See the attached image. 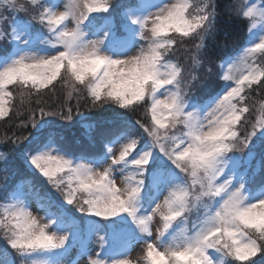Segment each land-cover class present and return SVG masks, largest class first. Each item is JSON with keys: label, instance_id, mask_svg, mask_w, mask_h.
I'll return each mask as SVG.
<instances>
[{"label": "snow or ice", "instance_id": "obj_1", "mask_svg": "<svg viewBox=\"0 0 264 264\" xmlns=\"http://www.w3.org/2000/svg\"><path fill=\"white\" fill-rule=\"evenodd\" d=\"M0 122V264H264V0H0Z\"/></svg>", "mask_w": 264, "mask_h": 264}, {"label": "trees", "instance_id": "obj_2", "mask_svg": "<svg viewBox=\"0 0 264 264\" xmlns=\"http://www.w3.org/2000/svg\"><path fill=\"white\" fill-rule=\"evenodd\" d=\"M58 95H61V94L58 93ZM61 101H62V96H61ZM58 102H60V101H58ZM50 103H52V101H50ZM72 104L73 105L75 104L74 100L72 101ZM80 111H81L82 117H89V116L94 115V113L89 112L88 109L84 108L83 106H81ZM80 119H81L80 117H76V123L73 124L71 132L75 133L76 136L83 138L82 133H84L87 130L85 128L81 127ZM16 123H18V122L9 123V124H4L3 122H0V138H3L5 135L11 136L13 133H15L16 135H22V136H30V135L35 134V130L30 129V128L24 129V130L19 129L16 126ZM0 152L6 153L13 160L17 159V157H18V150L16 149L15 146H13L11 144L5 145L4 143H0ZM6 167H7L6 163L4 161H0V174L1 175L6 174L3 171ZM9 178H11L9 183H13L16 181H20L21 179H24V177L20 176V175H17V176L10 175ZM1 194L2 193H0V197L2 196Z\"/></svg>", "mask_w": 264, "mask_h": 264}, {"label": "rangeland", "instance_id": "obj_3", "mask_svg": "<svg viewBox=\"0 0 264 264\" xmlns=\"http://www.w3.org/2000/svg\"><path fill=\"white\" fill-rule=\"evenodd\" d=\"M24 2H25V0H20V3H24ZM4 27L6 28V25H4ZM56 123L57 124H62V123H65V122L57 120ZM85 133H86V131L84 133H82L83 137H84ZM10 175H11L10 173H6V174H2V175L0 174V188H2L3 184L6 182V178H7V182L8 183L10 182V180H11V178H9ZM33 210L35 211V208ZM74 253H75V251L72 253V256H73ZM132 255H133V258H136V257L141 255V251H140L139 247L133 252ZM80 264H86V261L81 260Z\"/></svg>", "mask_w": 264, "mask_h": 264}]
</instances>
